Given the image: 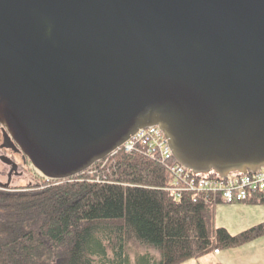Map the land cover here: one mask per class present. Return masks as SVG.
<instances>
[{
	"label": "water",
	"instance_id": "water-1",
	"mask_svg": "<svg viewBox=\"0 0 264 264\" xmlns=\"http://www.w3.org/2000/svg\"><path fill=\"white\" fill-rule=\"evenodd\" d=\"M151 127L192 175L264 169V0H0V128L37 175Z\"/></svg>",
	"mask_w": 264,
	"mask_h": 264
},
{
	"label": "trees",
	"instance_id": "trees-1",
	"mask_svg": "<svg viewBox=\"0 0 264 264\" xmlns=\"http://www.w3.org/2000/svg\"><path fill=\"white\" fill-rule=\"evenodd\" d=\"M174 186L158 161L120 150L73 179L0 190V264H129L130 246L144 252L134 264H183L264 236V222L216 228L219 202ZM244 205L264 206V193Z\"/></svg>",
	"mask_w": 264,
	"mask_h": 264
},
{
	"label": "built area",
	"instance_id": "built-area-1",
	"mask_svg": "<svg viewBox=\"0 0 264 264\" xmlns=\"http://www.w3.org/2000/svg\"><path fill=\"white\" fill-rule=\"evenodd\" d=\"M120 150L124 153L138 151L158 161L174 178L175 186L168 191L175 192L177 195L191 193L204 202L231 204L242 203L249 196L264 192V169L253 175H230L224 179L190 174L172 160L166 140L157 128L139 131Z\"/></svg>",
	"mask_w": 264,
	"mask_h": 264
},
{
	"label": "rangeland",
	"instance_id": "rangeland-1",
	"mask_svg": "<svg viewBox=\"0 0 264 264\" xmlns=\"http://www.w3.org/2000/svg\"><path fill=\"white\" fill-rule=\"evenodd\" d=\"M1 138V137H0ZM18 159V158H14ZM7 167L0 163V185L6 183L5 176L2 173H6ZM22 178L13 179L11 184L6 188H1V191H15L16 189L29 188L30 185L37 181L35 172L31 169L28 163L23 168ZM4 175V174H3ZM261 222H264V206H244L243 204H218L214 209V225L216 228H223L229 235L238 234L246 229H249ZM256 246L249 251H244L238 256V262L242 264H262L259 262L261 258H264V236L255 240ZM223 252V251H221ZM128 260L129 264H134L135 256L138 254H144L140 249H136L133 246L128 248ZM156 258L155 254L150 253ZM264 260V259H263ZM183 264H211L206 261L204 257L189 260Z\"/></svg>",
	"mask_w": 264,
	"mask_h": 264
},
{
	"label": "flooded vegetation",
	"instance_id": "flooded-vegetation-1",
	"mask_svg": "<svg viewBox=\"0 0 264 264\" xmlns=\"http://www.w3.org/2000/svg\"><path fill=\"white\" fill-rule=\"evenodd\" d=\"M0 163L7 167L6 173H2V176H5L6 183L0 185L3 188H6L11 184L13 179L22 178L23 168L26 165L25 159L19 153H14L10 147V141L5 136V133L0 129ZM12 151V152H11ZM18 158L17 160L14 158ZM4 174V175H3ZM1 184V183H0Z\"/></svg>",
	"mask_w": 264,
	"mask_h": 264
},
{
	"label": "crops",
	"instance_id": "crops-1",
	"mask_svg": "<svg viewBox=\"0 0 264 264\" xmlns=\"http://www.w3.org/2000/svg\"><path fill=\"white\" fill-rule=\"evenodd\" d=\"M256 244L257 242H252L238 249L218 252L217 254L211 253L210 255L205 256L204 259L211 264H237L238 256H240V254L244 251H249L250 249L255 247ZM263 259L264 258H261L259 260V262L262 261V264H264ZM239 264H242V262H240Z\"/></svg>",
	"mask_w": 264,
	"mask_h": 264
}]
</instances>
